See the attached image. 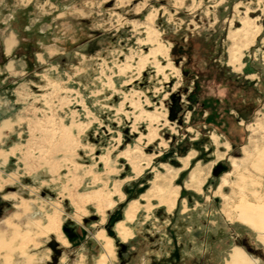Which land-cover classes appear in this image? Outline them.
Segmentation results:
<instances>
[{
  "label": "rangeland",
  "instance_id": "1",
  "mask_svg": "<svg viewBox=\"0 0 264 264\" xmlns=\"http://www.w3.org/2000/svg\"><path fill=\"white\" fill-rule=\"evenodd\" d=\"M263 41L264 0H0L3 257L264 264Z\"/></svg>",
  "mask_w": 264,
  "mask_h": 264
},
{
  "label": "bare ground",
  "instance_id": "2",
  "mask_svg": "<svg viewBox=\"0 0 264 264\" xmlns=\"http://www.w3.org/2000/svg\"><path fill=\"white\" fill-rule=\"evenodd\" d=\"M248 24H249L248 20L243 21L241 23V25H242L241 28L236 30L235 34L230 36V39L232 41L240 40L239 38H243L244 40H249L251 38L255 39L257 37V34L250 31L251 27ZM12 47H13V40L10 39L6 43V49H5L6 52H10ZM238 57H239L238 56V50H236V52H235V50H232L231 55H230L229 65L232 66V65H235L236 63H238V60H239ZM248 129H249L248 131L254 133V130L252 129V127L248 126ZM182 163L184 164V167H186L187 166V159H184L182 161ZM237 163H238L237 160L231 159V165L233 168L238 167ZM194 176H195V174L191 175L190 181H189L190 183L188 184V187L198 189L199 185H198V183H196V184L194 183L195 181H197V180H194ZM226 184H227L226 179L223 178L222 185H226ZM167 206H168L169 210L173 209L174 203H172V201H169ZM128 213H129V215H128ZM261 213L262 212H259V214H261ZM132 218H133V211L130 209V211L128 210V212H127V219L132 220ZM260 219H261V221H263L264 215H262ZM56 225L57 224H55V222H54V224L51 223L50 230L52 232L58 233L59 229H58V226H56ZM250 225H251L252 230H255V231L258 230L259 234H264V231L261 227H257L253 223H250ZM117 228H118L119 232H121V233L123 232L122 234H119V236L123 237V240L126 241L127 236H126V234H124V230L122 229V224L121 223L117 224ZM99 239L101 240L102 238L100 237ZM101 241L103 244L102 245L103 254L100 256L98 264H103L105 259L107 257H109V254L112 252L111 241L106 239V238L102 239ZM261 244L264 246V239H261ZM227 264H258V261L253 259L251 256L247 255V253L244 250H242L241 248L235 247L229 252V258L227 260Z\"/></svg>",
  "mask_w": 264,
  "mask_h": 264
},
{
  "label": "crops",
  "instance_id": "3",
  "mask_svg": "<svg viewBox=\"0 0 264 264\" xmlns=\"http://www.w3.org/2000/svg\"><path fill=\"white\" fill-rule=\"evenodd\" d=\"M12 50H13V49H12ZM12 50L10 51V53L12 52ZM10 53H9V54H10ZM3 124H5V123H3ZM3 124H1V125H3ZM1 125H0V126H1ZM5 131H6V128H4L3 126L0 127V134H4ZM4 234H6V232L0 230V238L3 237ZM0 241H2V240L0 239ZM3 255H4V252H3L2 250H0V264H11V263H10V260H9V257H8L7 255L3 257ZM13 264H14V263H13Z\"/></svg>",
  "mask_w": 264,
  "mask_h": 264
},
{
  "label": "trees",
  "instance_id": "4",
  "mask_svg": "<svg viewBox=\"0 0 264 264\" xmlns=\"http://www.w3.org/2000/svg\"><path fill=\"white\" fill-rule=\"evenodd\" d=\"M184 73L186 74V75H185L186 78H188V77L190 76V74L188 73V71H185ZM200 75H203V74H200ZM201 78H203V77H201ZM220 80H224V76L221 77ZM224 81H226V79H225ZM198 84H199V83L197 82V83H196V86H197V87H196V89H195V90H196V91H195V95L198 93V89H201L200 84H199V85H198ZM199 87H200V88H199ZM197 98H199V96H198ZM190 100H191V102H192L193 105H197V104H198V100H195L194 98H193V99H190ZM177 102H178V100H177ZM178 108L180 109V106H178ZM178 111H179V110H177V113H178ZM172 119H173V120H176V119H174V118H172ZM215 170L217 171V169H215ZM63 230L65 231V233H68L66 228H64ZM70 237H71V236H70ZM153 264H156V262H154ZM157 264H158V263H157Z\"/></svg>",
  "mask_w": 264,
  "mask_h": 264
}]
</instances>
